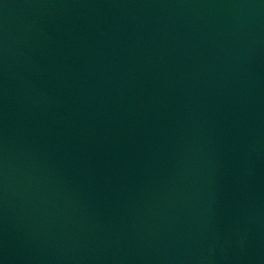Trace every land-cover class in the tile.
Returning a JSON list of instances; mask_svg holds the SVG:
<instances>
[{
  "label": "water",
  "instance_id": "obj_1",
  "mask_svg": "<svg viewBox=\"0 0 264 264\" xmlns=\"http://www.w3.org/2000/svg\"><path fill=\"white\" fill-rule=\"evenodd\" d=\"M0 264H264V0H0Z\"/></svg>",
  "mask_w": 264,
  "mask_h": 264
}]
</instances>
